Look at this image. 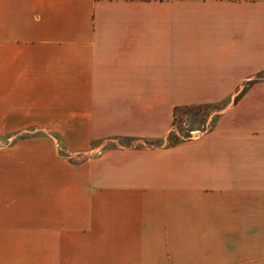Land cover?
<instances>
[{
  "label": "crops",
  "instance_id": "0c3cea01",
  "mask_svg": "<svg viewBox=\"0 0 264 264\" xmlns=\"http://www.w3.org/2000/svg\"><path fill=\"white\" fill-rule=\"evenodd\" d=\"M25 1L1 11L0 264H57L58 240L64 264H264V0ZM222 102L178 146L79 165L14 140L167 139Z\"/></svg>",
  "mask_w": 264,
  "mask_h": 264
},
{
  "label": "rangeland",
  "instance_id": "374dc122",
  "mask_svg": "<svg viewBox=\"0 0 264 264\" xmlns=\"http://www.w3.org/2000/svg\"><path fill=\"white\" fill-rule=\"evenodd\" d=\"M29 1L25 0H0V22H1V11L16 12L17 9L25 7ZM264 76V75H263ZM228 102H223L222 105L216 106L212 109H181L178 113V119L176 120V126L174 135L170 139H166L165 145H169L173 142H177L184 139H190L197 136L200 133L207 132L212 128L215 122V110L223 109L227 106ZM64 129H29L22 133L14 140H20L25 138L34 137H46L54 141L58 160L66 162L71 165H79L97 157L103 149L110 148H126L129 146L144 147L147 146L145 141H134L131 142L127 139H115L109 141H97L92 143V149L76 151L77 145L69 144L64 135ZM10 135L0 134V146L8 145L12 140H8ZM13 140V141H14ZM161 144V141L155 142ZM58 203L63 201V189L58 185ZM59 230V229H58ZM63 240H58V256L57 264H64V251H63ZM61 243V244H60Z\"/></svg>",
  "mask_w": 264,
  "mask_h": 264
},
{
  "label": "trees",
  "instance_id": "16d2710c",
  "mask_svg": "<svg viewBox=\"0 0 264 264\" xmlns=\"http://www.w3.org/2000/svg\"><path fill=\"white\" fill-rule=\"evenodd\" d=\"M222 103H213V104H204V105H197V106H179L176 111H175V116H176V120L178 119V113L181 109H212V108H215L216 106H219V105H222ZM222 109H218V110H215L213 113H216V112H220ZM211 113V114H213ZM215 124V122H214ZM175 126H176V122H175ZM214 126V125H213ZM212 126V127H213ZM175 131V130H174ZM174 131H172L170 133V135L167 137V139H170L173 135H174ZM124 139H127L131 142H134L136 141L135 139H130V138H124ZM187 139H184V140H180V141H177V142H173L169 145H165V141L166 139H151V140H144L145 143L149 146H153V147H161V146H164V147H175V146H178L179 144L185 142ZM157 141H161V144H157L155 142Z\"/></svg>",
  "mask_w": 264,
  "mask_h": 264
}]
</instances>
